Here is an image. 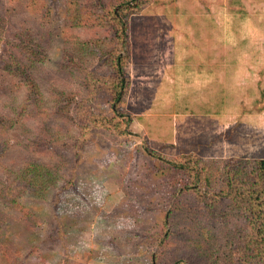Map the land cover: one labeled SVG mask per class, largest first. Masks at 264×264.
<instances>
[{
	"label": "rangeland",
	"instance_id": "374dc122",
	"mask_svg": "<svg viewBox=\"0 0 264 264\" xmlns=\"http://www.w3.org/2000/svg\"><path fill=\"white\" fill-rule=\"evenodd\" d=\"M108 1L0 0V145L13 146L0 156V264H154L158 252L245 264L222 242L229 220L204 216L215 234L197 225L210 193L180 167L264 159V0L127 14L117 111ZM27 164L48 181L39 194L13 184Z\"/></svg>",
	"mask_w": 264,
	"mask_h": 264
},
{
	"label": "trees",
	"instance_id": "16d2710c",
	"mask_svg": "<svg viewBox=\"0 0 264 264\" xmlns=\"http://www.w3.org/2000/svg\"><path fill=\"white\" fill-rule=\"evenodd\" d=\"M149 2L150 0L108 1L109 11L107 14L113 28V41L117 48L112 51L113 55H110L113 58L111 59V65L116 70L115 74L119 82V86L113 89L114 106L116 105L114 111H117V105L122 101L124 95L123 84L125 82V72L123 63L126 58L121 55V51L123 50L127 35V21L125 20V16L142 10ZM32 88L34 90L37 89L36 85H33ZM103 124H109L113 127H117L118 125L110 119H104ZM118 127L120 126L118 125ZM3 147H7V149H3ZM0 149L2 150L0 156L5 157L6 154L3 151L7 150L10 152L13 146L1 143ZM190 161L191 159L185 161L180 168L184 170L187 177L188 175L196 173V177L202 179L203 173V186L208 188L205 194L210 193L208 200L205 199L206 204L202 208L205 213H199L203 220H196L198 222L197 225L199 227L201 226V230L204 229L210 234H215V225L210 226L209 222L204 221L205 217L208 215L209 220H229V223L223 224L218 231H220L223 244L230 242L233 246L232 251H227V253L231 252L233 254L231 256L232 262L239 256L238 260L245 264H264V159L254 162H246L239 159L212 161L204 164L203 168L197 167L196 164L194 166L191 165ZM174 162L178 163V161ZM18 173H16L18 174L16 183L13 182V184L21 185L22 179L25 184L27 182L26 186L32 188L33 193H41L42 189L48 185L45 174L29 164ZM173 184L175 187H178V179H174ZM192 184H196V182L194 181ZM181 206V200L176 201L172 211L164 219L165 224L163 227L169 231L163 239L165 245L173 246L178 242L176 240V227H174L176 220L174 211L179 210ZM235 218H238V220L231 223ZM204 234L206 235V233ZM187 241L190 240L187 239ZM191 242L193 246H196L195 250H192L193 253H197L196 261L205 262L203 256L206 253L198 249L199 247L196 245L197 240L193 239ZM222 247L220 246L219 250ZM224 248L227 250L226 247ZM235 254L238 256H234ZM178 258L179 256L176 257L173 264H192L189 260H177ZM152 262L154 264H162L160 262L159 252L155 255ZM233 263L236 264L238 262Z\"/></svg>",
	"mask_w": 264,
	"mask_h": 264
}]
</instances>
